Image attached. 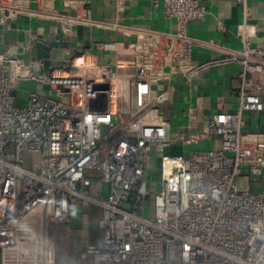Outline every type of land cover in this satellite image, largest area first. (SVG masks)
Listing matches in <instances>:
<instances>
[{
  "label": "built area",
  "instance_id": "1",
  "mask_svg": "<svg viewBox=\"0 0 264 264\" xmlns=\"http://www.w3.org/2000/svg\"><path fill=\"white\" fill-rule=\"evenodd\" d=\"M17 1L0 0V11L13 15ZM160 2L176 30L138 33L131 46L137 75L130 91L112 73L23 77L27 65L9 50L0 52V251L31 245L34 253L49 255V227H67L79 204L87 202L101 211L97 261L264 264V196L235 183L244 171L256 176L264 170V135L241 131L242 112L264 111V99L245 85L250 76L264 93V49L245 43L221 59L194 65L187 24L203 20L204 7L197 0ZM225 64L242 70L237 111L206 119L220 149L166 155L168 125L148 120L159 102L152 85L166 68L193 79ZM19 80L42 81L50 93L27 92L24 104L17 105ZM102 97L113 101L114 111L101 110ZM153 155L159 158V188L148 219L146 181ZM93 180L107 186L105 198L89 197Z\"/></svg>",
  "mask_w": 264,
  "mask_h": 264
},
{
  "label": "crops",
  "instance_id": "2",
  "mask_svg": "<svg viewBox=\"0 0 264 264\" xmlns=\"http://www.w3.org/2000/svg\"><path fill=\"white\" fill-rule=\"evenodd\" d=\"M197 1L204 7L205 17L187 24L194 65L221 59L241 50L245 43L264 49V0H245L244 6L236 0ZM13 10L11 16L0 11V50L5 48L20 59L30 75L112 73L128 91L137 75L131 46L138 33L176 30L175 21L164 17L160 0H18ZM35 43L56 45L49 47L51 66L46 74L42 62L31 56ZM241 70L237 64L218 65L187 79L176 68L165 69V75L152 85L159 102L148 120L168 125L170 146L166 155L220 149V138L208 132L206 119L237 111ZM29 82L37 90L34 92L50 93L46 83ZM245 85L247 91H256L264 99L262 86L255 79L248 76ZM126 97L131 100L130 92ZM107 106L115 110L113 101L102 97L100 107ZM241 116L243 133L264 135V111H245ZM237 180L243 190L264 196V170L256 176L244 171ZM106 193L107 186L97 180L88 189L91 198H105ZM100 218L98 207L81 202L67 227H49V255L34 253L31 245H20L0 251V264H108L93 256L101 240ZM36 219L41 221L38 213ZM43 230L39 223L36 234Z\"/></svg>",
  "mask_w": 264,
  "mask_h": 264
},
{
  "label": "rangeland",
  "instance_id": "3",
  "mask_svg": "<svg viewBox=\"0 0 264 264\" xmlns=\"http://www.w3.org/2000/svg\"><path fill=\"white\" fill-rule=\"evenodd\" d=\"M28 83L30 82L22 81V80L17 81V84H20L18 85V88H17V101H16L17 105L24 104L25 100H22V98L24 99L23 97L24 92L37 91L33 89V87L30 86ZM38 93L45 94L40 91ZM158 159H159L158 157L153 155L152 163H149V168H148L149 170H148L147 181H146V192L149 194V197L145 201V212H144V216L148 219L153 218L152 196H153V192L157 191L159 188V160ZM235 183L240 190H243V187L241 186V183L239 180L236 179Z\"/></svg>",
  "mask_w": 264,
  "mask_h": 264
},
{
  "label": "water",
  "instance_id": "4",
  "mask_svg": "<svg viewBox=\"0 0 264 264\" xmlns=\"http://www.w3.org/2000/svg\"><path fill=\"white\" fill-rule=\"evenodd\" d=\"M49 47H56L55 44H51ZM49 47H46L40 43H35L32 45L31 56L35 57V59L42 62L43 72L46 74L50 70V55H49ZM5 51V48H2L0 52ZM104 107H101V110H104Z\"/></svg>",
  "mask_w": 264,
  "mask_h": 264
},
{
  "label": "bare ground",
  "instance_id": "5",
  "mask_svg": "<svg viewBox=\"0 0 264 264\" xmlns=\"http://www.w3.org/2000/svg\"><path fill=\"white\" fill-rule=\"evenodd\" d=\"M12 54V53H11ZM28 70H27V68H24L23 69V73H22V76L23 77H27V76H31L30 74H29V71L27 72ZM28 73V74H27ZM27 74V75H26ZM40 217H41V215H40Z\"/></svg>",
  "mask_w": 264,
  "mask_h": 264
}]
</instances>
